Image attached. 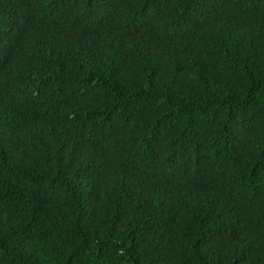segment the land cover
Returning a JSON list of instances; mask_svg holds the SVG:
<instances>
[{"label":"trees","instance_id":"obj_1","mask_svg":"<svg viewBox=\"0 0 264 264\" xmlns=\"http://www.w3.org/2000/svg\"><path fill=\"white\" fill-rule=\"evenodd\" d=\"M0 264H264V0H0Z\"/></svg>","mask_w":264,"mask_h":264}]
</instances>
